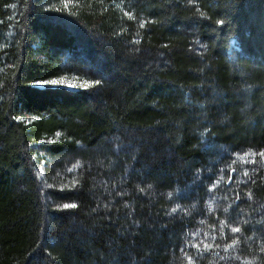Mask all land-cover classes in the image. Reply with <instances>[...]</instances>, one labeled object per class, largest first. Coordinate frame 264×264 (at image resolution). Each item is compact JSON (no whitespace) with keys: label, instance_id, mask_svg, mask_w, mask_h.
I'll return each instance as SVG.
<instances>
[{"label":"trees","instance_id":"obj_1","mask_svg":"<svg viewBox=\"0 0 264 264\" xmlns=\"http://www.w3.org/2000/svg\"><path fill=\"white\" fill-rule=\"evenodd\" d=\"M262 153L264 0H0V264H264Z\"/></svg>","mask_w":264,"mask_h":264},{"label":"rangeland","instance_id":"obj_2","mask_svg":"<svg viewBox=\"0 0 264 264\" xmlns=\"http://www.w3.org/2000/svg\"><path fill=\"white\" fill-rule=\"evenodd\" d=\"M52 82H56V83H52ZM52 82H39L38 84L40 86H45L47 84H51L52 86H54V84H64V85L66 84L68 87L74 88V85L71 82L67 83V82H65V81L63 82L61 80H56V81H52Z\"/></svg>","mask_w":264,"mask_h":264},{"label":"snow or ice","instance_id":"obj_3","mask_svg":"<svg viewBox=\"0 0 264 264\" xmlns=\"http://www.w3.org/2000/svg\"><path fill=\"white\" fill-rule=\"evenodd\" d=\"M52 83H56V82H52ZM261 155H264V153H262ZM65 207H75V205H65ZM234 231H239V229H233Z\"/></svg>","mask_w":264,"mask_h":264}]
</instances>
